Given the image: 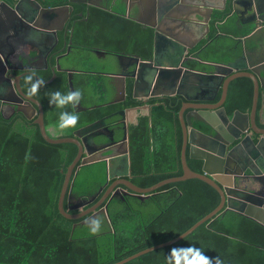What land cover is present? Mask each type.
I'll return each instance as SVG.
<instances>
[{
  "label": "trees",
  "instance_id": "trees-1",
  "mask_svg": "<svg viewBox=\"0 0 264 264\" xmlns=\"http://www.w3.org/2000/svg\"><path fill=\"white\" fill-rule=\"evenodd\" d=\"M225 12L219 13L215 21L224 19L229 10ZM93 13L111 34L117 29L124 36L128 23L119 15L102 10ZM222 29L226 33L234 32L230 24L223 25ZM77 30L80 33L78 26ZM215 32L213 30L212 34ZM83 34L91 36L88 31ZM146 39L151 41L149 36ZM228 49L229 44H222L218 54H207L205 58L223 61ZM51 76V72H45L42 79L49 80ZM81 78L82 84L75 79V88L82 92L83 105L89 109L77 113V126L63 129L66 135L62 137H72L79 128L129 104V101L108 104L113 93L106 76L88 74ZM246 82L241 79L232 88L227 104L229 114L235 109L247 108L251 91L244 96L240 93ZM26 88L25 85V91ZM56 90L62 93L70 90L66 74L59 73L53 83H44L33 96L45 108L50 107L44 117L46 127H57L61 111H74L71 105L49 104V94ZM183 103L181 96L161 99L154 106L150 121L142 120L138 127L130 129L132 182L135 185L147 188L183 175V134L178 115ZM93 106L97 107L91 108ZM77 154L78 147L73 143H48L39 125L23 116L17 113L8 117L0 115V264H115L178 237L220 204L221 197L214 188L201 180L191 179L169 183L143 200L117 196L107 205L108 217L104 213L99 218V232L91 233L89 225H78L74 230V224L85 217L67 219L60 213L58 201L65 172ZM187 162L193 171L203 172V161L191 159L189 152ZM72 181L73 197L76 196V200L94 197L89 205L92 206L107 190L103 187L101 191L108 181L106 161L82 166L74 173ZM65 209L71 214L80 213L79 209L70 211L69 193ZM190 244L200 247L210 258L219 255L224 264H264V226L232 210L216 216L180 242L126 264H167L166 256L173 247Z\"/></svg>",
  "mask_w": 264,
  "mask_h": 264
},
{
  "label": "flooded vegetation",
  "instance_id": "flooded-vegetation-1",
  "mask_svg": "<svg viewBox=\"0 0 264 264\" xmlns=\"http://www.w3.org/2000/svg\"><path fill=\"white\" fill-rule=\"evenodd\" d=\"M4 1L6 3H4ZM74 1L76 2L72 3L74 8L70 12L69 18L66 19L64 10H61L57 11L55 13L54 19H52L53 16H49V18L46 16L47 12L45 11V8L65 7L69 4V0H0V54H2L4 60L2 70L3 73L5 72V75L8 79L14 80V77L12 75L21 77V85L25 94V84L23 81L24 74H26L28 71H34L37 78L42 79L43 73L51 72L53 76L55 70L57 76L50 83H53L57 79L59 73H64L68 77L69 71H74V88L76 86L75 79H78L79 83L82 84L83 78H81V76L88 74H102L107 77V85L111 88L114 97L113 83L115 81L109 78V75L107 74H111L114 72L119 73L121 71H124L122 74L128 75L130 72V68L133 67V63L135 62V60L137 62H147L153 59L154 30L151 28V26L148 25L158 23L159 18L158 15L152 17V0ZM232 1L233 0H228L227 9L225 11L229 10V13L225 15L224 19L215 21L218 16H216V13H214L213 19L210 23L209 34L206 33V26L189 27L190 30L198 29V32L196 34H193L192 38H190L192 32L189 33V35L186 33L189 43L188 56L193 57L191 62L189 61L187 64L188 68L197 70L199 72L213 73L215 72V64L226 63L227 61H230L231 58L238 61L239 66L243 68H249L251 64H256L261 58H264V52L262 51L264 50V48L260 49L247 43L246 49L244 47V43L241 40H237V38L232 37L233 35L236 36V34H238L237 30H241L240 32H242V35H238L240 37H247L254 32L258 37H263L264 5L262 4L261 6V8L263 9L260 8L261 19L255 18L252 15L248 16L244 14L239 15V18H242V20H239L238 16L231 17L230 25L231 28L233 27L234 32L226 33L222 29V27L223 25H226V23H224L225 18L231 16ZM83 2H88L90 3V5ZM161 2H163V0H157L158 4ZM94 9L106 11L111 13L112 15H119L120 18L127 21L128 27L124 36H121L117 29V31L115 30V33L113 32V34H111V31L109 29L104 28L100 24L97 17H95L93 13L95 11ZM219 13L223 14L226 12L219 11ZM23 18H25L27 21H25ZM237 20L239 21L237 25H235V22ZM252 21L255 23L259 22L258 26L260 25V27L254 28ZM77 26L79 27L80 33H78ZM213 30L216 31L214 34H212ZM87 31L91 35L89 38L86 37L85 34H83ZM81 35L83 38L81 37ZM217 35H219V38H215ZM148 36L149 38L151 37V41L146 39ZM222 44H229L230 48L228 49V53L226 54V56H223V61H209L205 58V55L207 54H218L220 52ZM118 54L124 56V58L121 59V62L124 63L123 66H119L120 60L117 58ZM198 60H205L209 62L206 64H202ZM59 64L61 65V69L58 68ZM194 65H196V67H193ZM255 68L261 73V77L259 75L256 76V80L259 83V98L257 101L255 115L256 126H251L249 133L256 137V142L263 139L260 144L261 151L259 150L254 162L249 161L250 159L242 158L241 156V158L237 157L232 167L226 166V168L227 170L234 173V175L231 176L234 177L236 185L240 188H243V186H252V183L254 181H261L263 183V191H259V189L257 190L258 192L253 194L257 195L256 200L262 204L264 202V73L260 68ZM248 72L250 73L249 70L243 71V73ZM234 73H236V71H234ZM192 77L193 76H189L188 78L190 79ZM227 77L229 76H226V78ZM241 79H245L247 81L246 85H243L244 90H240L241 95H248L249 91H251V98H248L249 103L246 105L247 108L245 110H241L239 108L238 109L243 112L252 113L254 108L253 106L256 86L254 79L247 76L236 78L230 82L225 107L227 109V104L230 99V93L233 90L232 88L235 87L237 81ZM49 80L43 81L46 83ZM126 81L128 94L126 100L121 103L129 101V104L125 108L119 109L110 114L113 116L107 120V127H101L95 131L103 132V134L97 136L96 138H93V143L91 145L92 147L98 148L102 147L103 144H106L110 141H113L118 145L120 144L119 146H116L112 149L96 151L97 153L95 155V157L99 158H107L109 156L115 158L112 161L111 173L113 175H118L119 180H121V175L127 173L130 169H128V160L124 158L127 152L130 154V129L132 128V126L138 127L142 120L148 119V121H150L152 118L154 106L158 105L161 99L169 98L162 96H152V92L167 90L166 87L163 89L158 85L154 88L153 84L149 88H147L146 86H142L138 90V93L141 94L142 97L138 100L134 99L132 97L134 80L126 77ZM218 86V80L210 81L208 79H205L200 80V82L196 81L195 85H186L185 83L184 92H186L189 97L193 99L191 103L213 105L221 98V88L218 90ZM196 91L197 93H195ZM194 94L196 95L193 96ZM0 96L12 98L10 92L8 90H3V88L0 89ZM214 97H216V101L214 102L206 100L214 99ZM32 98L35 97L32 96ZM15 101L16 103L0 101V115L3 114L5 117H8L9 115L17 113L18 115L23 116L27 121L33 122V124L38 125L35 123L37 116H34L32 119L26 116V114H29L30 116H32L33 114L28 102L19 100ZM80 102L83 105L82 96ZM241 102L244 104L243 100ZM34 106L38 109L36 105ZM43 108L45 117L46 110H49L50 107L45 108L43 106ZM73 109L76 113L85 112H77L76 108ZM129 109H135L136 111H131L128 114L127 112ZM191 110H187L186 114ZM23 111L26 114L23 113ZM121 111H126V113L122 116L120 115ZM233 112L231 114H233ZM196 127L201 133L205 135L211 133V130L208 127H205L203 125H196ZM47 129L49 130L50 134H53L57 137L66 135V132H63L55 125H50L47 127ZM205 135H201L200 137L198 135L196 143L199 145L203 144L205 142ZM187 152H189V149ZM248 158L250 157L248 156ZM257 158L258 160L256 162ZM251 167H253L256 172H262V175L260 176L261 178H259L258 180L250 179ZM235 172H238V174H235ZM245 172L248 177L243 176ZM132 178L133 174L131 166V176H127L126 179L132 182ZM117 180V177L111 179L110 181L108 180V184L106 182L105 186H102L101 188L103 189V187H106L108 189ZM116 189L129 191V189L124 184L116 185L115 190ZM75 197L76 196H74L71 200V204L74 203L76 205L81 201L93 202L95 200L94 197H89L87 199L77 198L76 200ZM107 201L103 203V207L106 206ZM237 204L238 203L236 202H232V205ZM102 206L99 207L95 212L101 210L103 208ZM86 207L85 209H87ZM79 211L81 212L82 209H79ZM102 214L104 213H100L95 218H100ZM91 216L92 214H89L85 216V219H89Z\"/></svg>",
  "mask_w": 264,
  "mask_h": 264
},
{
  "label": "water",
  "instance_id": "water-1",
  "mask_svg": "<svg viewBox=\"0 0 264 264\" xmlns=\"http://www.w3.org/2000/svg\"><path fill=\"white\" fill-rule=\"evenodd\" d=\"M215 1L217 0H163V2L158 4L157 0H152V17L158 15L159 18L158 23L148 25L154 30L153 59L147 62H137L135 60L128 75H123L122 73L124 71L107 74L109 75V78L115 81L113 83L114 97L108 104L121 103L126 100L128 94L126 77L134 80L132 94L134 99L138 100L142 97V95L138 93V90L142 86L149 88L154 84V88L158 85L163 89L166 87L167 90L152 92V96L171 97L181 95L185 100L179 113V119L183 132V146L181 151L183 175L180 177L163 180L147 188L139 187L126 179L127 176H131V157L128 152L124 158L128 160V169H130L127 173L121 175V180H119L118 175H113L111 173L112 161L115 158H112V156L107 158L95 157L97 153L96 151L112 149L120 145L110 141L106 144H103L102 147L96 148L91 146L93 143V138L103 134V132L95 131L101 127H107V120L113 115H109L76 130L72 137H57L53 134H50L45 124L44 108L42 103L35 98L27 96L23 92L20 76L12 75L14 80L7 78L5 72L3 73L2 70L4 60L2 54H0V89L3 88V90H8L12 96V98L0 96V101L9 103H16L15 100L27 101L33 114L30 116L24 111L23 113H25L30 119H32L34 116H37L35 123L39 125L41 134L48 143H73L78 147L77 156L68 166L67 171L65 172V180L58 201L59 211L67 219L78 220L89 214H92L89 219H85L80 223L74 224V230L78 227V225H89L91 218L97 217V215L100 213H105L108 217L107 205L111 199L117 196H133L143 200L151 195L154 191L169 183L182 182L191 179L201 180L210 185L219 193L221 201L217 208L195 223L186 232L170 241L142 250L115 264H126L152 251L174 245L191 235L203 224L210 222L216 216L231 209L264 226V202L262 204L259 203L256 200L257 195L253 194L258 192L257 190L259 189V191H263V183L261 181H254L252 186H243V188H240L236 185L234 177L231 176L234 175V173L227 170L226 168V166L232 167L237 157L241 158V156L242 158L250 159L249 161L254 162L260 150V144L263 139L256 142V137L250 134L249 130L251 126H256L255 115L257 101L259 98V83L256 80V76L259 75L261 77V73L257 71L255 67L260 68L264 73V58H261L256 64H251L249 68H243L239 66L238 61L231 58L230 61H227L226 63L215 64V72L213 73L199 72L187 67L188 62H191L193 57L188 56L189 43L180 37L182 33L188 34L190 32L189 27L194 25L206 26V33L209 34L210 23L215 13L214 11L221 10L225 12L228 5V0H218L217 5H214ZM75 2L76 1L74 0H69V4L65 7L45 8V11L47 12L46 16L48 18L49 16H53L52 19H54L55 13L57 11L64 10V13L66 14L65 18L67 19L70 16V12L74 8L72 3ZM4 3L6 2L4 1ZM83 3L90 5L88 2ZM262 4L264 5V0H233L231 16L226 17L224 23L231 24V17L238 16L239 18L240 14L248 16L252 15L255 18L261 19L260 10L263 9L261 8ZM23 19L27 21L25 18ZM239 20H242V18H239ZM239 20L235 22V25H237ZM252 23L254 28L260 27V25L258 26L259 22L255 23L252 21ZM232 37L240 38L246 49L247 43L260 49L264 48V36L258 37L255 32L248 35L247 37H237L235 35ZM215 38H219V35H217ZM262 51L264 52V50ZM117 58L120 60L119 66H123L124 63L121 62V59L124 58V56L118 54ZM198 61H200L202 64L209 62L205 60ZM58 68L61 69L60 64ZM244 70H249L250 73H243ZM234 71H236V73H234ZM56 76L57 75L54 70L52 78L46 83L52 82ZM189 76L193 77L189 79ZM226 76L229 77L226 78ZM243 76L250 77L254 79L255 82L256 87L253 111L250 113L237 109L233 112V114L229 115L225 107V102L227 100L230 82ZM68 77L70 90H75L73 81L74 71H69ZM205 79L210 81H219L218 90L221 88L220 100L213 105L191 103L193 99L190 98L186 92H184L185 83L186 85H194L196 81L200 82V80ZM206 100L214 102L216 101V97H214V99ZM34 105H36L38 109ZM95 107L97 106H93L91 108ZM75 108L77 112L86 111L89 109L88 107H84L81 102ZM189 109L192 110L186 114V111ZM131 111L136 110L129 109L127 113L129 114ZM125 113L126 111H121L120 115L123 116ZM196 125H203L210 128L211 133L208 135L201 133L197 129ZM198 135L199 137L201 135L206 136L204 138L205 142L203 144L199 145L196 143ZM188 149L191 159L203 161L202 173L195 172L189 167L187 162ZM248 156L250 158H248ZM102 160H105L108 165V180L110 181L115 177H117L118 180L106 190L103 197L92 207L85 209V207L88 206L92 201H81L76 205H71V199L73 198L72 187L74 186L72 177L74 173H77V171L82 166ZM257 160L258 158L256 159V162ZM235 174H238V172H235ZM250 174L251 180H258L261 178L260 176L262 175V172H256V170L251 167ZM243 176L248 177L246 172ZM119 184H124L129 189V191H122L119 189L115 190V186ZM68 193L70 211L82 209L80 213L71 214L66 211L65 199ZM106 201V206L95 212ZM232 202H236L238 204L232 205Z\"/></svg>",
  "mask_w": 264,
  "mask_h": 264
},
{
  "label": "clouds",
  "instance_id": "clouds-1",
  "mask_svg": "<svg viewBox=\"0 0 264 264\" xmlns=\"http://www.w3.org/2000/svg\"><path fill=\"white\" fill-rule=\"evenodd\" d=\"M24 84L27 86L26 95L35 96L38 89L45 83L42 79L37 78L34 71H28L23 75ZM82 92L79 89L69 90L62 93L59 90L49 94V104L56 107L71 105L75 108L81 100ZM79 115L75 111H61L57 122V127L61 130L77 126ZM101 221L99 218H91L89 230L91 233L100 231ZM167 264H224L219 255L209 257L200 247L194 244L183 247H173L166 256Z\"/></svg>",
  "mask_w": 264,
  "mask_h": 264
},
{
  "label": "crops",
  "instance_id": "crops-1",
  "mask_svg": "<svg viewBox=\"0 0 264 264\" xmlns=\"http://www.w3.org/2000/svg\"><path fill=\"white\" fill-rule=\"evenodd\" d=\"M217 3H218V0L217 1H215L214 2V5H217ZM239 9H241V8H239ZM215 11H217V10H215ZM219 11H221V10H219ZM219 11H217V12H215L216 13V16H218L219 15ZM194 26H199V25H194ZM200 28V27H199ZM238 32V34H236V36L237 37H240V36H238V35H242V32H240L241 30H237ZM192 32V35L190 36V38H192V36H193V34H196L197 32H198V29H193V30H190V32L189 33H191ZM189 33H188V35H189ZM181 38H183L185 41H187L188 42V38H187V34L185 33V34H181V36H180ZM242 37V36H241ZM240 38H237V40H239ZM241 40V39H240ZM195 85V84H194ZM196 85H198V84H196ZM195 93H197V91L195 92ZM196 94H194L193 96H195ZM116 175V174H115Z\"/></svg>",
  "mask_w": 264,
  "mask_h": 264
}]
</instances>
